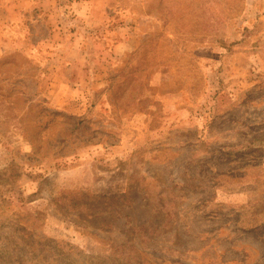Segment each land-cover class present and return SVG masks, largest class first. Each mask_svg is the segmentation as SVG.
<instances>
[{"label": "rangeland", "instance_id": "374dc122", "mask_svg": "<svg viewBox=\"0 0 264 264\" xmlns=\"http://www.w3.org/2000/svg\"><path fill=\"white\" fill-rule=\"evenodd\" d=\"M34 1L0 47V264H264V0Z\"/></svg>", "mask_w": 264, "mask_h": 264}, {"label": "crops", "instance_id": "0c3cea01", "mask_svg": "<svg viewBox=\"0 0 264 264\" xmlns=\"http://www.w3.org/2000/svg\"><path fill=\"white\" fill-rule=\"evenodd\" d=\"M39 1L44 2V0H39ZM99 1L100 0H92L91 2L92 9L93 8L95 9V7L98 6ZM34 3H35L34 0H0V14L5 12L4 14L0 15V47L3 45V42L6 39L7 33L11 35L15 33V30L10 28V26L14 22H16V20H20V18L25 13H27L28 10L32 8V5ZM102 9H103V6L100 5L99 10H95V14L93 16L92 14H88L89 15L88 18L94 17V19H99L97 18L98 17L97 15H99L100 17L103 16ZM97 12H100V13H97ZM8 29H10L11 32H8ZM144 129L145 128L142 127L140 131L143 133Z\"/></svg>", "mask_w": 264, "mask_h": 264}]
</instances>
